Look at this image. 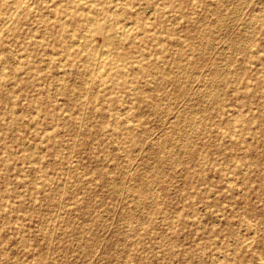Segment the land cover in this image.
I'll return each instance as SVG.
<instances>
[{"label": "rangeland", "instance_id": "obj_1", "mask_svg": "<svg viewBox=\"0 0 264 264\" xmlns=\"http://www.w3.org/2000/svg\"><path fill=\"white\" fill-rule=\"evenodd\" d=\"M93 1L137 20L108 90L70 0L1 35L0 264H264V0Z\"/></svg>", "mask_w": 264, "mask_h": 264}, {"label": "bare ground", "instance_id": "obj_2", "mask_svg": "<svg viewBox=\"0 0 264 264\" xmlns=\"http://www.w3.org/2000/svg\"><path fill=\"white\" fill-rule=\"evenodd\" d=\"M5 1V0H4ZM43 1V0H42ZM111 1V0H110ZM113 1V0H112ZM118 1V0H117ZM70 2H73L74 4L77 5L78 8V12L76 13V18L80 21V22H84L87 25V31H85L84 33H80L77 37V39H80V43L77 46L78 48L73 49L72 46H68V49H66L65 52H67V55L71 58H76L79 55L82 56L83 58L81 59V61L85 62V64L82 66L89 74H91V80L87 81L86 86L89 88L92 84H93V80H97L99 79L100 81V86L104 87V90H108L111 86H104L105 84H107V82L105 81V75L109 74L112 70L116 71L117 74H122V72L124 70H127L124 68L123 70V65H121V63H119V60L115 59L114 57H111L110 55V44L107 42L109 40H113V37H118L121 39H126V38H133L135 37V33H134V29H135V23H137L136 19L133 20H128V19H123L118 17V14L120 13V11L118 12V14H116L117 9H119L118 6H110L111 8V15H103L102 18H99V16L101 14H103L104 9H99V5H95L93 0H70ZM33 3V0H18L15 6V9L13 11H11V13L9 12L8 16H6V18L3 20V22L1 23V27H0V43L3 37H1L3 32H6L9 30V28H11L13 25H15L18 22V18H17V12L19 11H31V5ZM96 3V2H95ZM110 3V2H109ZM123 3V2H122ZM111 4V3H110ZM34 5V3H33ZM32 5V6H33ZM128 6V5H127ZM102 8V7H101ZM56 11V10H55ZM39 12V11H38ZM20 15V14H19ZM18 15V16H19ZM37 18V17H36ZM261 20L262 18H264V15H260ZM136 20V21H135ZM101 21H105L108 23H110V26L114 27V34L113 33H109L107 34L106 32H104L103 27L101 26L100 22ZM135 21V22H134ZM79 22V23H80ZM102 23V22H101ZM139 24V23H138ZM147 25V24H146ZM144 26V25H143ZM23 28V27H22ZM61 28V27H60ZM138 28V27H137ZM154 29V28H153ZM108 30V29H107ZM146 30V29H145ZM137 31V30H135ZM141 31V30H140ZM139 31V32H140ZM10 32V31H9ZM8 32V33H9ZM61 32V31H60ZM155 32V31H154ZM138 33V32H136ZM149 33V32H148ZM153 33V32H151ZM150 33V34H151ZM156 33V32H155ZM100 34L103 35V39L105 42H103V46L102 47H96L94 45V36ZM141 34V33H140ZM74 35V34H73ZM64 36V35H63ZM75 36V35H74ZM99 36V35H98ZM5 37V36H4ZM76 37V36H75ZM74 37V38H75ZM143 37V36H142ZM65 38V37H64ZM136 39V38H135ZM98 40V39H97ZM133 40V39H132ZM96 41V39H95ZM121 41H125V40H121ZM136 41V40H135ZM229 43V42H228ZM75 44V43H74ZM74 46V45H73ZM247 46V45H246ZM48 47V46H47ZM142 47V46H141ZM112 48V46H111ZM2 51V50H1ZM3 52V51H2ZM85 53H87L86 55H84ZM61 54V53H60ZM67 56V57H68ZM16 57V56H15ZM123 57V56H122ZM60 58V57H59ZM66 58V57H65ZM126 58V57H123ZM66 60V59H65ZM75 60V59H73ZM131 60V59H129ZM136 60V59H135ZM76 61V60H75ZM91 61H95L96 63H99L98 67H92L91 65ZM161 61V60H160ZM160 61L156 60L153 61L151 63H148L146 65L140 66L138 68L137 71L142 72V73H146V74H150L153 71H155L156 69H159L158 66L160 63ZM163 61V60H162ZM74 63V62H73ZM135 63V62H134ZM141 63V62H140ZM142 65V64H141ZM177 65L179 66L180 69V63H177ZM208 65V64H207ZM137 65L135 64V67ZM157 71V70H156ZM95 74V75H93ZM95 77V78H94ZM121 78V77H120ZM222 78V77H221ZM60 79V78H59ZM60 81V80H59ZM119 81V80H118ZM118 83V82H117ZM124 84V83H123ZM214 84V83H212ZM83 86V84H82ZM215 88V87H214ZM213 90V89H212ZM202 91V90H201ZM212 92V91H211ZM88 97V96H87ZM207 99H209L208 97H206ZM88 103V102H87ZM105 109L100 110L99 113L101 115H105L104 112ZM196 117V116H195ZM15 118V117H14ZM129 120V119H128ZM193 122V121H192ZM135 123V122H134ZM197 128V127H196ZM128 165V164H127ZM15 167V166H14ZM69 167V166H68ZM70 170V169H69ZM164 175V174H163ZM62 183V182H61ZM231 183V182H230ZM139 190H141V188H138ZM142 195L144 193L141 192ZM148 197V196H147ZM186 202V201H185ZM140 204V202H139ZM128 223V222H127ZM143 224V223H142ZM132 228H134L132 226ZM131 228V229H132ZM57 230V229H56ZM134 230V229H133ZM254 230V229H253ZM252 230V231H253ZM249 240V239H248ZM251 240V239H250ZM248 243V242H247ZM250 243V242H249ZM48 246V245H47ZM250 247V246H249ZM50 253V252H49ZM262 260V259H261Z\"/></svg>", "mask_w": 264, "mask_h": 264}]
</instances>
